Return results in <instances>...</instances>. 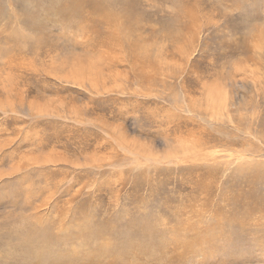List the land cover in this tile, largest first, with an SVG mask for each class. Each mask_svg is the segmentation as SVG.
<instances>
[{
	"label": "rangeland",
	"instance_id": "374dc122",
	"mask_svg": "<svg viewBox=\"0 0 264 264\" xmlns=\"http://www.w3.org/2000/svg\"><path fill=\"white\" fill-rule=\"evenodd\" d=\"M0 264H264V0H0Z\"/></svg>",
	"mask_w": 264,
	"mask_h": 264
}]
</instances>
